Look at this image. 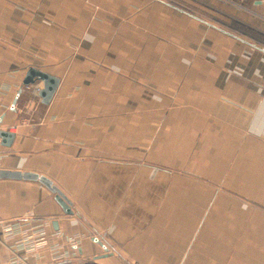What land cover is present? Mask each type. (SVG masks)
Segmentation results:
<instances>
[{"label": "crops", "instance_id": "1", "mask_svg": "<svg viewBox=\"0 0 264 264\" xmlns=\"http://www.w3.org/2000/svg\"><path fill=\"white\" fill-rule=\"evenodd\" d=\"M263 13L261 0H0V130L15 134L0 169L47 176L73 203L0 179V222L51 220L67 264H264ZM31 66L60 78L49 105L23 85Z\"/></svg>", "mask_w": 264, "mask_h": 264}, {"label": "built area", "instance_id": "2", "mask_svg": "<svg viewBox=\"0 0 264 264\" xmlns=\"http://www.w3.org/2000/svg\"><path fill=\"white\" fill-rule=\"evenodd\" d=\"M261 2L264 4V0ZM0 223L3 230V240L0 239V245L2 242L12 243L7 245L9 257L1 264H36L33 260H41L45 254H50L52 264H67V260L71 257L69 253L60 252L57 246L51 245L52 237L63 236L60 229L49 231L52 225L51 220H44L36 225L31 224L26 218ZM80 242V236H75L70 237L67 244L76 246Z\"/></svg>", "mask_w": 264, "mask_h": 264}, {"label": "water", "instance_id": "3", "mask_svg": "<svg viewBox=\"0 0 264 264\" xmlns=\"http://www.w3.org/2000/svg\"><path fill=\"white\" fill-rule=\"evenodd\" d=\"M39 84L40 89L38 90V96L41 102L45 105H49L60 85V78L51 75L45 71L38 69L37 67L31 66L28 68L26 75L23 80V85H35ZM15 134L0 130L1 144L4 146H10ZM0 179L9 180H26V181H36L47 187L52 193L56 195V201L62 207L64 212L67 214L73 213V203L72 201L54 184V182L47 176L35 173V172H22L15 170L0 169ZM57 227V226H56ZM98 242L104 250L108 251V243H106L105 237L97 234L94 239ZM105 243V244H104ZM107 244V245H106ZM77 264V263H72Z\"/></svg>", "mask_w": 264, "mask_h": 264}, {"label": "rangeland", "instance_id": "4", "mask_svg": "<svg viewBox=\"0 0 264 264\" xmlns=\"http://www.w3.org/2000/svg\"><path fill=\"white\" fill-rule=\"evenodd\" d=\"M73 260V259H72Z\"/></svg>", "mask_w": 264, "mask_h": 264}]
</instances>
